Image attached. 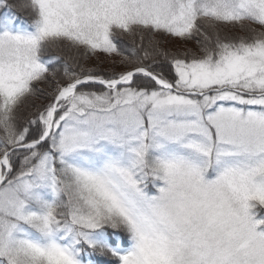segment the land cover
Masks as SVG:
<instances>
[{
    "label": "snow or ice",
    "instance_id": "obj_1",
    "mask_svg": "<svg viewBox=\"0 0 264 264\" xmlns=\"http://www.w3.org/2000/svg\"><path fill=\"white\" fill-rule=\"evenodd\" d=\"M0 264H264V0H0Z\"/></svg>",
    "mask_w": 264,
    "mask_h": 264
},
{
    "label": "trees",
    "instance_id": "obj_2",
    "mask_svg": "<svg viewBox=\"0 0 264 264\" xmlns=\"http://www.w3.org/2000/svg\"><path fill=\"white\" fill-rule=\"evenodd\" d=\"M9 2H10V3H17L18 0H9ZM18 15H19L21 18H23V17H25V16L27 15V13L24 12V11H19V12H18ZM90 62H91V61H90ZM38 102H42V101H38Z\"/></svg>",
    "mask_w": 264,
    "mask_h": 264
},
{
    "label": "rangeland",
    "instance_id": "obj_3",
    "mask_svg": "<svg viewBox=\"0 0 264 264\" xmlns=\"http://www.w3.org/2000/svg\"><path fill=\"white\" fill-rule=\"evenodd\" d=\"M90 63H94V61H91ZM108 65H104V67H107Z\"/></svg>",
    "mask_w": 264,
    "mask_h": 264
}]
</instances>
